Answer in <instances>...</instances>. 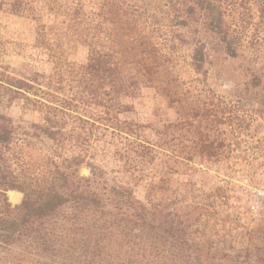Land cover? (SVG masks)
<instances>
[{"label":"trees","instance_id":"obj_1","mask_svg":"<svg viewBox=\"0 0 264 264\" xmlns=\"http://www.w3.org/2000/svg\"><path fill=\"white\" fill-rule=\"evenodd\" d=\"M23 1H10L12 14L23 12ZM256 1L264 24V0ZM55 9L49 2L43 5L44 12ZM64 9L71 38L85 36L84 64H60L48 75L26 64L22 71L0 66V248L24 242L26 264H263L258 251L264 242L252 240L264 235V207L257 228L214 241L212 227L230 237L225 224L238 219L224 209L223 185L209 192L199 188L198 198L154 184L142 202L131 187L109 180L91 150L92 129L101 122L88 107L103 108L111 96L120 105L142 87L163 85L168 75L166 87L171 86L174 62L186 45L179 29L195 26L197 34L202 28L218 37L228 56H238L240 32L231 33L222 0H101L90 13L75 1ZM47 41L41 28L38 43ZM192 44L188 66L202 74L206 46L196 39ZM260 83L254 77L252 85ZM211 93L204 88L195 96ZM16 101L29 105L41 122L29 129L17 126L5 113ZM32 138L42 154L35 164L22 151L35 146ZM202 140L194 148L202 157L219 154V145ZM83 167L89 176L80 174ZM9 191L22 193L20 204L9 202Z\"/></svg>","mask_w":264,"mask_h":264},{"label":"rangeland","instance_id":"obj_2","mask_svg":"<svg viewBox=\"0 0 264 264\" xmlns=\"http://www.w3.org/2000/svg\"><path fill=\"white\" fill-rule=\"evenodd\" d=\"M10 1L0 0V66L22 71L26 64L32 71L48 75L57 65L86 62L85 36L82 41L71 38L72 33L66 29L68 19L62 12L66 5L78 1L90 13L98 9L101 0H24L19 14L11 13ZM45 2L58 11L44 12ZM222 3L227 8L231 33L240 32L237 57L228 56L218 37L202 28L197 34L195 26L191 30L179 29L186 45L174 62L170 78L176 79L171 86L166 87L168 75L163 85L142 87L136 97L120 105L114 104L111 96L103 108L88 107L101 122L92 129L93 161L108 173L112 183L131 187L138 200L145 202L154 184L198 198L199 188L209 192L212 186L225 187L228 201L224 209L237 214L239 220L225 224L231 229L230 237H225L221 227H212L214 241L231 240L235 234L244 235L257 228L264 207V24L259 19L256 0ZM32 7L40 21L32 17ZM41 28L48 39L46 46L38 43ZM194 39L206 46L203 73L197 75L188 66ZM254 77L260 79L259 87L252 85ZM195 78L198 83L192 82ZM204 88L213 93L195 96ZM24 103L16 101L4 112L17 126L29 129L41 118ZM203 138L221 147L218 155L202 157L195 151L196 145L205 143ZM32 139L35 146L22 151L25 160L35 164L42 154L34 149L40 145ZM80 174L89 176V171L83 167ZM7 196L12 205L20 204L23 198L17 191H9ZM261 240L264 242V235L253 238L252 243ZM258 254L264 258V246ZM26 255L24 242L2 246L0 264H26Z\"/></svg>","mask_w":264,"mask_h":264},{"label":"crops","instance_id":"obj_3","mask_svg":"<svg viewBox=\"0 0 264 264\" xmlns=\"http://www.w3.org/2000/svg\"><path fill=\"white\" fill-rule=\"evenodd\" d=\"M17 195V194H16Z\"/></svg>","mask_w":264,"mask_h":264}]
</instances>
